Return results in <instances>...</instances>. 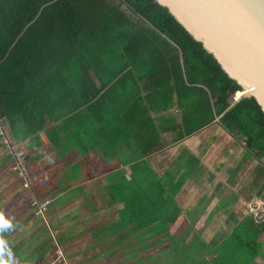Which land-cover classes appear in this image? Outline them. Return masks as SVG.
<instances>
[{
  "label": "trees",
  "instance_id": "obj_1",
  "mask_svg": "<svg viewBox=\"0 0 264 264\" xmlns=\"http://www.w3.org/2000/svg\"><path fill=\"white\" fill-rule=\"evenodd\" d=\"M240 89L154 0H0V117L11 142L22 131L33 136L44 130L56 146L60 136H72L81 124L84 136H109L108 128L114 126L117 136H126L115 143L117 148L132 146L131 159L138 168L147 163L160 132L181 127V136H187L220 114L224 130L264 158V112L253 96L230 104L232 93ZM174 102L178 114L154 119L152 112L167 110ZM74 113L78 124L70 117ZM101 144L105 146L91 143L86 150L112 147L106 139ZM133 182L131 200L146 202L144 190ZM178 215L163 223L164 230ZM129 225L134 233L141 230L139 222ZM260 226L248 234L257 237L264 223ZM140 241L136 238L134 244ZM249 241L242 247L247 260L258 252ZM13 252L19 255L17 249ZM99 253L104 262L117 258ZM166 254L168 260L177 257L176 251ZM55 259L47 262L58 263ZM206 261L201 257L199 264Z\"/></svg>",
  "mask_w": 264,
  "mask_h": 264
},
{
  "label": "crops",
  "instance_id": "obj_2",
  "mask_svg": "<svg viewBox=\"0 0 264 264\" xmlns=\"http://www.w3.org/2000/svg\"><path fill=\"white\" fill-rule=\"evenodd\" d=\"M172 113H179L176 102L152 115L158 120ZM70 117L78 124L77 114ZM181 130L160 132L154 151L145 158L147 163L138 168L131 159L132 146L117 148L115 143L126 136H117L114 126L108 128L109 136H84L81 124L72 136H60L56 146L44 130L33 136L22 131L11 139L20 146L27 165L30 188L26 189L0 141V213L12 224L0 231L4 253L12 251V256L21 247L22 255L12 256L14 264H56L47 259L54 256L52 239L61 238L63 250L76 241L86 262L101 260L99 252H120L153 253L158 264L159 258L165 262L166 253L176 251L175 264H199L201 257L207 260L204 264H264V229L257 237L248 234L261 226L247 209L252 203L264 208V158L249 151L240 136H230L217 115L190 135L181 136ZM49 137L57 140V136ZM101 139L112 147L87 152L91 143L105 146ZM133 181L144 190L146 202L131 200ZM30 199L48 201L42 216H34ZM177 211L175 222L164 230L163 223L174 219ZM135 222L141 226L137 233L129 225ZM18 237V242L10 241ZM35 237L46 240L36 242ZM136 238L143 241L134 244ZM249 239L258 252L247 260L242 247ZM120 243L125 246L117 247ZM145 258L128 257L123 262L154 264ZM115 261L119 259L107 262Z\"/></svg>",
  "mask_w": 264,
  "mask_h": 264
},
{
  "label": "water",
  "instance_id": "obj_3",
  "mask_svg": "<svg viewBox=\"0 0 264 264\" xmlns=\"http://www.w3.org/2000/svg\"><path fill=\"white\" fill-rule=\"evenodd\" d=\"M154 1L165 6L240 85L230 104L253 96L264 112V0Z\"/></svg>",
  "mask_w": 264,
  "mask_h": 264
},
{
  "label": "built area",
  "instance_id": "obj_4",
  "mask_svg": "<svg viewBox=\"0 0 264 264\" xmlns=\"http://www.w3.org/2000/svg\"><path fill=\"white\" fill-rule=\"evenodd\" d=\"M0 141L3 147L6 149L8 154H10L12 159V169L16 172V174L21 178L22 184L25 188H29V178L27 176V167L25 161L23 159V153L18 146V144L11 142L6 136L5 126L2 118L0 117ZM24 143H26L24 141ZM48 205L47 200L38 201L36 199L31 200V207L33 208L34 216L43 215L46 211ZM247 209L255 224L264 223V208L257 204L252 203L247 205Z\"/></svg>",
  "mask_w": 264,
  "mask_h": 264
},
{
  "label": "rangeland",
  "instance_id": "obj_5",
  "mask_svg": "<svg viewBox=\"0 0 264 264\" xmlns=\"http://www.w3.org/2000/svg\"><path fill=\"white\" fill-rule=\"evenodd\" d=\"M23 159H24V157H23ZM25 161V160H24ZM26 167H27V165H26ZM28 186H29V183H28ZM25 188V187H24ZM29 188H30V186H29ZM26 189V188H25ZM30 206H31V199H30ZM40 216H42V215H40ZM67 234V233H66ZM37 239V240H36ZM61 238H53L52 240H53V245H55V252H54V257H56V259L55 260H57V262L59 263V262H65L66 264H103V263H105V264H108V260L107 261H103V260H94V262H93V260H91V259H89L88 260V262H86L85 260H86V256H85V254L84 253H81V252H79L78 251V248H79V246H78V243L76 242V241H72V242H70L68 245L70 246H72V247H68V248H71V250L72 251H69V250H67V249H65V250H67V251H65V250H63V248L60 246V242H59V240H60ZM20 240V237H18V238H10V241L13 243V242H18ZM26 240H27V238H26ZM34 240L36 241V242H38L39 240H43V241H45L46 240V238H34ZM34 240L32 239V241H31V243H34ZM50 240V239H49ZM75 240H78V239H75ZM49 242V241H48ZM73 246H75V247H73ZM17 249V251H18V253L20 254V255H22V253L21 252H19V250L21 249V247H19V248H16ZM8 250H12V249H10L9 247H8ZM12 252V251H11ZM186 255V253L183 255V256H185ZM4 256L5 257H7L8 256V252H6V253H4ZM3 256V257H4ZM83 256V257H82ZM113 257H114V254L112 255ZM115 256L117 257L116 258V260L117 259H119V261H115V262H111V263H113V264H125L123 261L124 260H127L128 259V257H130V259L131 260H140L141 259V257H146L145 259H152L153 260V262H154V264H157V262L154 260V258H155V256H156V254H153V253H147V254H143V253H140V254H138V255H134V254H130V253H126V255L125 254H123V253H120V252H118V253H116L115 254ZM148 257V258H147ZM12 258V257H11ZM165 259V262L164 261H162V258H159V262H158V264H174L175 262L170 258L169 260H168V258H169V256H168V254H166L165 255V257H164ZM70 259V260H69ZM69 261V262H68ZM113 261V260H112ZM93 262V263H92ZM135 262V261H134ZM133 262V263H134ZM15 262L11 259V264H14ZM58 263H56V264H58ZM64 264V263H63ZM110 264V263H109ZM137 264H139V262L137 263ZM141 264H145L144 262H141Z\"/></svg>",
  "mask_w": 264,
  "mask_h": 264
},
{
  "label": "clouds",
  "instance_id": "obj_6",
  "mask_svg": "<svg viewBox=\"0 0 264 264\" xmlns=\"http://www.w3.org/2000/svg\"><path fill=\"white\" fill-rule=\"evenodd\" d=\"M12 227L9 219H7L3 213H0V231L6 230ZM5 241L0 239V264H11V252L8 253L9 259H4Z\"/></svg>",
  "mask_w": 264,
  "mask_h": 264
}]
</instances>
